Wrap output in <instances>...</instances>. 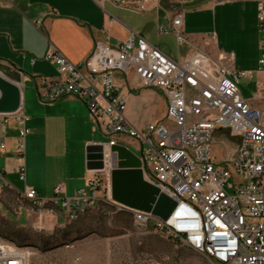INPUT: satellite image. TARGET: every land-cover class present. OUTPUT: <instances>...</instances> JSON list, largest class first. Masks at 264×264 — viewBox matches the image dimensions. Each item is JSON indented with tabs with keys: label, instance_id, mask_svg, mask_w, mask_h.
<instances>
[{
	"label": "built area",
	"instance_id": "obj_1",
	"mask_svg": "<svg viewBox=\"0 0 264 264\" xmlns=\"http://www.w3.org/2000/svg\"><path fill=\"white\" fill-rule=\"evenodd\" d=\"M94 1L100 5L104 0ZM110 1L145 11L143 3ZM256 11L257 67L264 71V0H256ZM182 23L183 14L175 11L167 26L158 25L157 33H172L178 43H189ZM44 59L55 65L60 79L43 80L37 88L39 99L50 103L69 95L79 98L107 141L102 142L103 166L89 169L85 187L66 194L62 185H56L51 195L43 196L24 184L16 198L20 209L28 205L41 222L57 215L65 220L78 218L96 208L101 198H110L106 183L114 163L111 146L130 139L140 151L144 179L169 197H177L173 218L163 220L133 210L179 244L209 249L219 264H264V95L257 82L252 96H243L239 79L252 72L237 69L233 53L221 52L212 58L193 50L176 61L132 33L113 46L95 42L90 55L78 63L53 48ZM116 73L123 75L122 85L130 90H158L165 99V117L142 129L132 125L125 115L126 97L120 93ZM27 119L22 100L17 111L0 113V151H6V127L13 124L18 133L15 149L23 156L24 139L30 132ZM222 136L236 146L230 158H218L213 151L214 140ZM17 173L25 182L24 162ZM29 255V250L15 249L0 238V264H28Z\"/></svg>",
	"mask_w": 264,
	"mask_h": 264
},
{
	"label": "crops",
	"instance_id": "obj_2",
	"mask_svg": "<svg viewBox=\"0 0 264 264\" xmlns=\"http://www.w3.org/2000/svg\"><path fill=\"white\" fill-rule=\"evenodd\" d=\"M129 1L143 3L147 13L110 0L100 5L94 0H0V73L13 77L12 81L21 87L22 105L25 83L36 90L39 98L37 88L43 80L60 79L55 65L44 59L49 48L78 63L90 55L95 42L113 46L132 33L143 36L176 61L198 50L212 58L221 52L233 53L237 69L251 71L257 66L260 33L256 0H178L174 9L161 6L159 0ZM175 11L183 14L182 28L189 43H178L172 33L164 34L165 41L150 39L146 28L151 24L157 31L158 25L167 26ZM123 79L116 73L120 93L126 97L125 115L132 125L142 129L145 125L136 122L133 102L142 91L156 89L132 92L122 85ZM37 107L30 110V117L23 110L30 129L24 139L23 156L15 149L17 130L8 132L6 127V151H0V187L4 184L0 195L9 190L18 198L24 184L43 196L51 195L56 185L71 194L85 187L91 176L86 166V147L102 143V139L85 103L69 95L37 103ZM36 131L40 133L33 134ZM121 145L140 155L133 151L135 141L126 139ZM21 162L25 164V182L17 173Z\"/></svg>",
	"mask_w": 264,
	"mask_h": 264
},
{
	"label": "rangeland",
	"instance_id": "obj_3",
	"mask_svg": "<svg viewBox=\"0 0 264 264\" xmlns=\"http://www.w3.org/2000/svg\"><path fill=\"white\" fill-rule=\"evenodd\" d=\"M177 1L159 0L158 3L174 9ZM146 32L154 41L166 39V35H159L151 24ZM251 72V76L239 79L243 96L251 97L257 82L264 95V71L255 66ZM38 99L36 90L25 83L23 110L29 117L30 110L42 102ZM132 111L136 122L146 125L165 117V99L157 90H144L135 98ZM13 128L15 125H7L8 132ZM37 133L40 132L33 134ZM99 135L102 142L107 140L100 131ZM235 149L228 138L222 136L214 140L213 151L218 158H230ZM133 151L140 153L135 148ZM16 198L9 190L0 195V238L15 249L29 250L28 264H216L194 249L158 233L152 224L136 225L131 209L119 208L111 199L73 221L57 215L39 222L37 216L28 211V205L19 208ZM38 223L41 228L35 227Z\"/></svg>",
	"mask_w": 264,
	"mask_h": 264
},
{
	"label": "water",
	"instance_id": "obj_4",
	"mask_svg": "<svg viewBox=\"0 0 264 264\" xmlns=\"http://www.w3.org/2000/svg\"><path fill=\"white\" fill-rule=\"evenodd\" d=\"M21 87L0 73V113L17 111L22 100ZM103 144L91 143L86 147L88 169L101 168ZM118 160L111 172V199L132 209L150 212L163 220L167 219L175 201L157 186L144 179L140 158L124 145H113Z\"/></svg>",
	"mask_w": 264,
	"mask_h": 264
},
{
	"label": "bare ground",
	"instance_id": "obj_5",
	"mask_svg": "<svg viewBox=\"0 0 264 264\" xmlns=\"http://www.w3.org/2000/svg\"><path fill=\"white\" fill-rule=\"evenodd\" d=\"M114 156L116 157L115 153H114ZM117 162H118V160H117ZM117 162L112 163V170L115 167H117ZM112 170H111V172H112ZM141 171H142L143 176H146V169H141ZM106 190H110V198H101V203H109L110 202V199H111V184L110 183H106ZM18 198H19V195H18ZM171 198L175 201L174 207H177V197H171ZM131 212L133 214V222L136 225H144V224H152L153 225L152 222H147V218L144 217V215L139 214L138 212H136L133 209H131ZM149 214H151V213L149 212ZM168 218H173V211H171ZM67 219L70 221H73V220H76L77 218H67ZM182 245L194 249L195 251L204 255L206 258L210 259L211 261L215 262L216 264H219V260L215 259L214 256L211 255V252L209 249H205L202 246H195L194 244H182Z\"/></svg>",
	"mask_w": 264,
	"mask_h": 264
},
{
	"label": "trees",
	"instance_id": "obj_6",
	"mask_svg": "<svg viewBox=\"0 0 264 264\" xmlns=\"http://www.w3.org/2000/svg\"><path fill=\"white\" fill-rule=\"evenodd\" d=\"M137 90H132V92H136Z\"/></svg>",
	"mask_w": 264,
	"mask_h": 264
}]
</instances>
